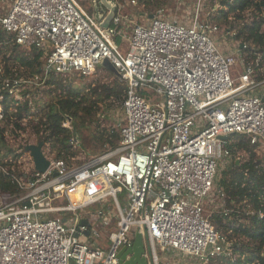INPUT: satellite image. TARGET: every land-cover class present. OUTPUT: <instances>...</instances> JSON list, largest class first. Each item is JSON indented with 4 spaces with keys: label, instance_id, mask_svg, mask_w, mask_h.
I'll return each mask as SVG.
<instances>
[{
    "label": "built area",
    "instance_id": "built-area-1",
    "mask_svg": "<svg viewBox=\"0 0 264 264\" xmlns=\"http://www.w3.org/2000/svg\"><path fill=\"white\" fill-rule=\"evenodd\" d=\"M113 1L114 16L103 29L93 0L92 14L76 0H0V33L12 38L7 44L39 51L43 60L27 81L3 77L0 67V174L15 187L11 194L0 190V264H119V251L132 246L136 232L147 264L235 261L206 206L216 202L209 215L229 214L216 186L219 167L231 163L229 137L244 135L255 151L264 146L263 55L238 40L235 53H223L218 35L235 39V32L216 22L226 10L218 0L206 14V0H158L152 8H146L152 0ZM190 5L192 13L183 15ZM128 9L139 11L141 21ZM103 61L126 87L118 146L78 165L44 154V173L29 156L30 169L21 175V144L8 145L3 128L10 121L12 129L21 115L24 84L33 89L53 76H89ZM25 100L33 109V99ZM68 144L77 150L79 143L71 135ZM92 206L98 210L90 218L77 215Z\"/></svg>",
    "mask_w": 264,
    "mask_h": 264
},
{
    "label": "trees",
    "instance_id": "trees-1",
    "mask_svg": "<svg viewBox=\"0 0 264 264\" xmlns=\"http://www.w3.org/2000/svg\"><path fill=\"white\" fill-rule=\"evenodd\" d=\"M218 1L223 8H226V10L220 11V18L224 22L227 21L231 14H237V11L240 13L251 7L259 15L264 13V0ZM139 2L143 3L145 0H140ZM263 24L264 20L255 21L250 26H244L236 36V40L256 46L257 51L251 46H249V49L253 53L262 54L264 61V33L261 32ZM4 37L0 33V55L3 54V49L7 48L8 45ZM9 38L10 40L12 39L11 37ZM8 43L10 44L9 41ZM12 53L11 57H5V55L2 57L5 62L3 77H21V68L28 70L30 77L32 73L39 72L38 67L41 65L40 58L42 56L39 51L35 50L31 54H27L24 49H19L12 44ZM11 69H15V72L11 71ZM116 78L120 80L118 76ZM58 79L56 83L53 82L55 79L47 82L49 85L53 82L56 95L51 102L45 103L37 111L43 114L37 124V131L43 134L40 137V142L49 144L51 151L55 152L54 158L67 161L69 157H74L75 154L72 151V147L67 144L69 138L71 135H75L79 145L80 140L76 137L77 129L72 133V131L70 132L62 127V118L68 117L75 112H77V115L83 113L85 116L92 117L91 115L96 113L98 103L109 100L113 96L121 99L120 101L122 102L126 87L120 80L118 84L111 86L102 85L92 90L89 89L90 98L93 99L91 100L87 97L88 99L85 100L80 98L76 91L74 92L73 86L64 85L62 77ZM1 80L2 78H0V82ZM3 94L6 99V93ZM78 98L80 99L79 101ZM85 101L88 104H85ZM23 113L25 116L29 113L26 104L21 105V115L19 112L16 117L19 119L21 117L22 119ZM13 116L15 117V115ZM82 121L84 122L85 120L83 119ZM14 125L21 129L17 122ZM75 127L76 125H74ZM93 137L95 136H92L91 139L94 143H96L94 139L97 138L100 145L106 143L112 149L117 147L120 142V133L119 136L114 133H111V135L102 133L99 137ZM227 148L233 157V161L226 170L221 172V179L216 183V186L224 191L226 197L225 207L229 210V214L225 218L218 214L206 215V218L216 231L225 236L226 240L231 243L233 254L237 255L235 261H227L224 264H264V161L256 155L255 146L250 145L244 135L229 137ZM239 156H242V160L239 159ZM0 190L10 194L15 192V187L1 174ZM258 213H262V217ZM216 262L224 261L216 260L212 264Z\"/></svg>",
    "mask_w": 264,
    "mask_h": 264
},
{
    "label": "rangeland",
    "instance_id": "rangeland-1",
    "mask_svg": "<svg viewBox=\"0 0 264 264\" xmlns=\"http://www.w3.org/2000/svg\"><path fill=\"white\" fill-rule=\"evenodd\" d=\"M76 2L80 5V7L85 10L87 13L92 14V10L90 8V0H76ZM152 4H149L146 8L149 7H156L162 4L158 0H152ZM141 4V3H140ZM158 4V5H157ZM163 4H165L166 7L171 8V10H174L173 5L170 1H165ZM214 4V0H206L203 4L202 8V13L206 14L210 11L211 7ZM220 6L221 3L219 2ZM218 4V6H219ZM219 6V7H220ZM190 8L188 9L187 7L182 10H180L178 13H182L183 15H187V13L191 14V5L189 6ZM222 8V7H221ZM219 10V9H218ZM128 14H132L136 17L137 22H140L141 19L137 17L135 14H139V11L136 9H128ZM230 16H233L231 20L227 19L226 22H224L221 18L218 19L216 22L220 25V27L224 30H230L231 32H235V39L226 37L223 39L220 35H218V42L221 43V49L223 53L225 54H230V53H235V40L236 36L238 35L239 31L242 30L244 26H250L252 25L253 22L255 21H263L264 20V13L261 15L257 14L255 12V9L253 7L249 8V10L245 13L242 14L237 13V14H231ZM219 18V17H218ZM261 32L264 33V24L262 25ZM10 38L4 37V40H9ZM225 40L226 46L223 43ZM239 41V40H238ZM251 46L254 50L257 51V47L253 45ZM3 47V46H2ZM124 50L123 48H121ZM18 51V50H17ZM3 55L5 57H11L10 55H13L12 53V43L7 45V48L3 49V54L0 55V67L3 69V66H5V62L2 60ZM41 65L38 67L39 69L43 65V60L40 59ZM11 71L15 72V69H11ZM240 66L239 62L235 63L232 67V78L237 81L239 75H240ZM29 71L26 70L25 68H21V79L26 80L30 79L29 76ZM39 73V72H38ZM33 74V73H32ZM31 74V75H32ZM42 75V74H40ZM117 75L112 73L111 71H108L105 68H101L99 65L96 66L95 71L89 75V76H82L79 77L77 75L71 74L69 76H64L62 77L64 80H62V83L64 85H71L74 87V92L78 94L80 98H84L87 100L90 98V92L89 89L92 90L96 87H101L102 85H114L120 83V80H117L116 78ZM60 77H52V79H55L53 82H57ZM48 81V80H47ZM47 81H45V84L42 85L41 87H34L31 89L29 86H26L27 84H24V90L22 92V96L24 99V103L22 105L26 104L29 110V113L25 116L23 113L22 119H19L17 117L13 118V112H7V115L11 116L12 120L20 121L21 122V129L19 130L15 125H13L12 129H10V121L4 123V132H7V139H8V145H19L21 144V175L26 171V169H30V163H28V158L30 154L25 151L26 146L28 145H37L38 142H40V137L43 136L42 132L37 131V124L39 123L40 117L43 116L40 112H37L45 103L51 102L53 97L56 95L55 93V85L53 86V82L51 84H47ZM41 89V90H40ZM59 93V92H58ZM90 94V95H89ZM88 97V98H87ZM27 98L33 99V104L34 107H32L28 104ZM91 99V98H90ZM93 99V98H92ZM91 99V100H92ZM123 99V98H122ZM80 99L78 98V101ZM121 99H117L115 96L111 97L109 100H104L101 103H98V107L96 109V113L92 114V117L85 116L83 113H80L77 115L75 112L72 115H69L68 120H70V124L68 125V130L72 133L75 132L77 129V139L80 140V145H77V150H74L72 148V151H74V157H69L67 162L69 165H78L83 161H86L90 157L94 156H99L104 154L106 151L109 149H112L109 144H104L102 145L99 144V141L95 137H99L102 133L104 134H109L111 133L115 134L116 136H119V126L120 124L122 125V120H123V115H122V102L120 101ZM82 101V100H81ZM123 101V100H122ZM32 103V102H31ZM84 104V102L82 101ZM85 104H88L87 101H85ZM81 112V111H80ZM84 116V117H83ZM85 120L84 122L82 120ZM14 121V122H15ZM64 122V118L62 123ZM74 125L76 127L74 128ZM76 134V133H75ZM75 136V135H74ZM92 136H95V142L91 139ZM68 144V143H67ZM69 145V144H68ZM71 146V145H69ZM256 155L264 161V146H262L259 150L256 149ZM43 154L48 157H55V152L51 151L50 145L45 144L43 146ZM239 159L242 160V156H239ZM233 161V157L231 159V162ZM230 165V162H225L223 163L218 170L217 178H216V183L221 179V172L226 170L228 166ZM24 192V191H23ZM25 193V192H24ZM124 194H119V201L120 204L123 206V197ZM125 196V195H124ZM126 198V196H125ZM64 201H59L57 202V205L64 204ZM216 203V202H215ZM209 204L206 206V214L209 215L213 211V207L215 205ZM109 207L112 206V203L109 202L108 204ZM98 209L92 207H89L85 209L84 211H79L77 215L79 216H84L85 218H90V216L93 213H96ZM106 210V209H104ZM70 216V215H66ZM92 222V219H91ZM133 234H134V229L132 234L130 235L131 239H133ZM103 242L107 243L106 237H102ZM146 246V251L148 252V244L147 242L145 243ZM181 256V255H180ZM234 257L237 258V255L234 253ZM184 261L186 264H190L186 258H184ZM224 262H216L215 264H224ZM184 264V262L182 263ZM195 264V263H191Z\"/></svg>",
    "mask_w": 264,
    "mask_h": 264
},
{
    "label": "water",
    "instance_id": "water-1",
    "mask_svg": "<svg viewBox=\"0 0 264 264\" xmlns=\"http://www.w3.org/2000/svg\"><path fill=\"white\" fill-rule=\"evenodd\" d=\"M92 7L95 20L99 22L101 28L107 29L114 16L115 2L113 0H93ZM99 66L111 71L119 77L118 72L107 61L101 62ZM220 138L221 140L225 139V137ZM43 146V143L39 142L37 145H28L25 148V151L30 154L35 171L39 173H44L49 166V162L43 154ZM79 225L81 227H87L88 221L86 219H82L80 220ZM87 235L88 232L86 231L85 236ZM143 253L144 246L142 236L139 232H136L132 246L119 251L117 255L119 264H147L146 259L142 256ZM128 255L131 256L129 259H126Z\"/></svg>",
    "mask_w": 264,
    "mask_h": 264
},
{
    "label": "crops",
    "instance_id": "crops-1",
    "mask_svg": "<svg viewBox=\"0 0 264 264\" xmlns=\"http://www.w3.org/2000/svg\"><path fill=\"white\" fill-rule=\"evenodd\" d=\"M117 40H118V38H117ZM119 43H120V39L118 40V44ZM101 245L104 246V247H106L108 245V242L107 243H103V241H102Z\"/></svg>",
    "mask_w": 264,
    "mask_h": 264
},
{
    "label": "bare ground",
    "instance_id": "bare-ground-1",
    "mask_svg": "<svg viewBox=\"0 0 264 264\" xmlns=\"http://www.w3.org/2000/svg\"><path fill=\"white\" fill-rule=\"evenodd\" d=\"M94 193L92 186L89 187L88 194Z\"/></svg>",
    "mask_w": 264,
    "mask_h": 264
}]
</instances>
